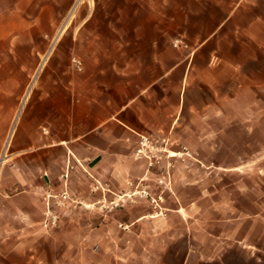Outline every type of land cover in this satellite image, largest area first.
<instances>
[{"label": "crops", "instance_id": "0c3cea01", "mask_svg": "<svg viewBox=\"0 0 264 264\" xmlns=\"http://www.w3.org/2000/svg\"><path fill=\"white\" fill-rule=\"evenodd\" d=\"M75 4L0 0V86H14L0 87V264H101L111 248H147L103 229L119 221L138 234L148 209L91 217L109 191L156 180L135 155L141 135L165 134L198 166L219 168L173 172L198 198L168 205L171 216L188 220L216 196L211 208L235 215L218 218L214 246L232 232L264 251V0H87L70 16ZM64 192L72 202L60 206ZM49 208L57 227L44 225Z\"/></svg>", "mask_w": 264, "mask_h": 264}, {"label": "rangeland", "instance_id": "374dc122", "mask_svg": "<svg viewBox=\"0 0 264 264\" xmlns=\"http://www.w3.org/2000/svg\"><path fill=\"white\" fill-rule=\"evenodd\" d=\"M83 1L87 3V0H76V4L72 8L70 16L76 5ZM0 87L3 88L2 92H10L9 90L14 86L10 84ZM162 135L167 136L165 134ZM164 145L165 144L162 142L158 143L156 149L153 151L152 160L154 164L150 165L151 159L142 157L147 159L149 167L159 174L157 177H154L156 180H153V177L151 179L147 178L143 186L129 190L124 196L109 191L112 197L106 199H103V197L102 201L96 202L95 208L97 211L91 216L93 220L99 222L110 219L111 216L113 217L114 211L118 208L138 206L148 209L149 217L146 219L147 222L138 229V234L136 233L135 227H130L125 223L121 224L119 221H116L115 225H111L109 228L106 227L103 231L109 234L107 240H137L138 238L139 240H146L149 246L147 248L116 247L113 250L111 248L110 251L106 253L105 259H103L105 261L101 264H111L113 261L112 256L115 253L117 255L130 257L128 259L129 261L130 259L134 262L139 261V264H264V251L254 250L253 248L236 244L235 234L232 232L230 233L232 237L228 238L229 240H226L222 246H214L216 236L209 232H218L225 225L224 222V224L221 225V221H219L218 218L221 215H235L233 213L221 214L211 208L214 202L213 200L218 199L216 196H213L209 200H204L203 202H197V205H201L202 208H197V211L193 210L188 220L183 221L178 216L170 215L172 211L165 208L168 205L173 207L177 205L180 206V204L185 205L189 203V201L198 198V192L196 190L192 189L188 191L186 189V192H184L182 184L175 182L174 185L173 172L182 174L183 164H186V167L191 169L202 168L203 170L212 171L211 175H215V173L219 171V168L215 165L198 166V164H196V156L192 152V155L186 156V158L180 155L168 156V150L181 151L184 150L185 147H174L172 140L169 141L167 150L163 148ZM136 157L139 158L137 155ZM167 177L168 180L166 179ZM160 178H163V181H160ZM153 184H155V186ZM174 189L177 190V195L174 193ZM145 191L148 193L146 194ZM168 196H170V199L166 201ZM233 197L231 192H225V196H220L219 198L227 203L231 202ZM2 218L0 217V221L4 219ZM79 220L86 222L87 215L81 214ZM153 220L154 223H152ZM111 221H115V218H111ZM187 222L190 223L191 229H189ZM227 225L231 226V223H226V226ZM71 231V229H65V236L71 234ZM82 231L81 229V233H87L86 231L88 230ZM4 232L6 231L0 228V239L3 238L2 235ZM93 236H95L94 238L96 240H100L99 235L93 234ZM193 241L201 245L190 246V243ZM67 253L71 255L72 251H68ZM188 253H191V256L187 262H184ZM201 256H208L210 259L208 261L200 260ZM258 256L261 257L260 261L257 260ZM85 257H88V252H85ZM103 257L104 256H102V258ZM89 258H92V256Z\"/></svg>", "mask_w": 264, "mask_h": 264}, {"label": "built area", "instance_id": "2783aa9c", "mask_svg": "<svg viewBox=\"0 0 264 264\" xmlns=\"http://www.w3.org/2000/svg\"><path fill=\"white\" fill-rule=\"evenodd\" d=\"M76 66L81 68L82 67V62L79 59L75 60ZM170 141V138L168 136H163V135H141L138 146L136 148V155L139 158L145 157L150 160V165L154 164V161L152 160L153 156V151L156 149V146L158 143L162 142L164 143V149L167 150V145ZM159 149V148H158ZM173 152H176V155H180L181 157L186 158V156H191L192 153L188 148H184V150L181 151H172L168 150V156H176L172 155ZM160 181H163V178H160ZM136 193V192H134ZM147 194L148 192L145 191ZM69 197L68 193L64 192L57 197L56 203L60 206H64L69 204ZM60 218V214L53 209H48L45 212V218H44V225L47 227H54L58 224Z\"/></svg>", "mask_w": 264, "mask_h": 264}, {"label": "bare ground", "instance_id": "6f19581e", "mask_svg": "<svg viewBox=\"0 0 264 264\" xmlns=\"http://www.w3.org/2000/svg\"><path fill=\"white\" fill-rule=\"evenodd\" d=\"M172 155H176V152H173Z\"/></svg>", "mask_w": 264, "mask_h": 264}]
</instances>
